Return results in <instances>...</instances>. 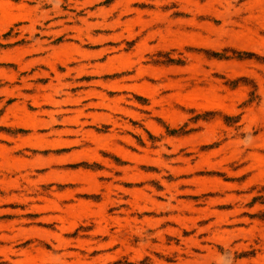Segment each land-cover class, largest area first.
Here are the masks:
<instances>
[{"label":"rangeland","instance_id":"374dc122","mask_svg":"<svg viewBox=\"0 0 264 264\" xmlns=\"http://www.w3.org/2000/svg\"><path fill=\"white\" fill-rule=\"evenodd\" d=\"M0 264H264V0H0Z\"/></svg>","mask_w":264,"mask_h":264},{"label":"trees","instance_id":"16d2710c","mask_svg":"<svg viewBox=\"0 0 264 264\" xmlns=\"http://www.w3.org/2000/svg\"><path fill=\"white\" fill-rule=\"evenodd\" d=\"M215 56H217V54H215Z\"/></svg>","mask_w":264,"mask_h":264}]
</instances>
